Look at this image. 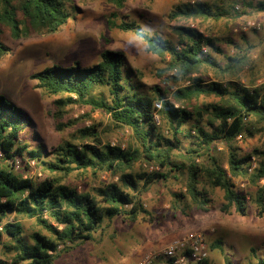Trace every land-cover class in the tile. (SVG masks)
I'll list each match as a JSON object with an SVG mask.
<instances>
[{
    "label": "trees",
    "instance_id": "obj_1",
    "mask_svg": "<svg viewBox=\"0 0 264 264\" xmlns=\"http://www.w3.org/2000/svg\"><path fill=\"white\" fill-rule=\"evenodd\" d=\"M109 1L116 9H122L126 0ZM71 2L0 0V57L11 51L4 41L6 32L12 40L57 32L68 21L69 10L75 9ZM256 7L263 10L264 3L259 1ZM220 15L224 12L218 7L214 10L208 2L182 3L169 13L171 20L185 22ZM106 24L133 33L144 41L148 52L168 57L167 68L178 74L173 77L174 82L179 77L189 83L176 88L170 98L158 86L152 93L139 92L125 75V54L111 49H103L91 66L52 64L29 75L36 88L59 96L54 100L53 113L57 130L78 121H63L64 107L78 103L108 113L115 126L129 128L140 144L123 148L103 142L92 125L77 130V143L65 140L53 149V160L47 164L49 171L91 170L117 176L115 181L93 188V193L78 191L51 177L36 179L25 175L29 168L26 162L22 172L14 170L16 160L23 162L26 146L18 139L28 120L19 106L0 95V154L7 166L0 167V264H53L59 251H69L73 245L91 240L105 218L121 216L136 221L142 213L147 214L142 194L149 185L170 177L183 176L184 191L174 194L179 201L183 198L187 205L208 211L212 202L209 189L218 188L223 200L219 209L224 213L233 210L239 215H245L249 205L233 180L247 181L253 187L250 200L257 214L264 215V141L246 152L236 144L237 137L264 133V82L256 85L255 78L246 84L239 81L238 73L248 64V50L226 55V62L219 64L209 52H202V46H206L223 53L216 38L188 25L175 24L172 30L176 40H171L149 33L134 19L119 17L116 10L107 15ZM202 68H211L219 77L228 76L229 80L204 82ZM97 86L107 88L109 100L93 95ZM201 95H214L219 101L190 110L189 104ZM200 109L207 115L205 125L198 123L202 117ZM156 112L169 124L170 137L164 140L159 136ZM194 119L197 124L193 125V133L187 134L194 139L180 149L176 134L183 123ZM217 141L225 145L227 167ZM28 153L35 161L40 160L41 150ZM136 163H146L154 169L135 172ZM202 179L204 184L200 185ZM10 214L34 218L44 232L24 236L19 223L7 220ZM223 264L233 263L225 260ZM249 264H264V258Z\"/></svg>",
    "mask_w": 264,
    "mask_h": 264
},
{
    "label": "rangeland",
    "instance_id": "obj_2",
    "mask_svg": "<svg viewBox=\"0 0 264 264\" xmlns=\"http://www.w3.org/2000/svg\"><path fill=\"white\" fill-rule=\"evenodd\" d=\"M259 1L195 0L208 2L214 10L220 8L224 15L185 22L182 19L171 20L169 13L174 6L190 0H126L122 9H116L109 0H72L71 5L75 9L69 10L68 21L57 32L19 40L10 39L6 32L4 41L11 51L0 57V95L19 106L28 120L18 139L20 144L26 146L23 162L16 160L14 170L22 172V165L26 162L29 168L23 173L25 175L36 179L51 177L78 191L93 193V188L104 182L115 181L117 176L109 172L93 173L91 170H73L69 173L49 171L47 164L53 160V149L65 140L77 143V130L92 125L100 133L103 142L123 148L140 146L132 131L127 127L115 126L108 113L100 109L92 110L90 106L78 103L64 107L63 119L64 122L69 119L78 121L73 126L57 130L53 113L54 100L59 96L49 95L36 88L35 81L29 77L34 71L52 64L68 66L77 63L82 67L91 66L98 61L103 49H111L125 54V75L139 92L152 93L153 88L158 86L170 98V93L176 88L189 83L179 77L174 82L173 77L178 74L167 68L168 57L162 58L148 52L144 41L133 33L109 28L106 18L111 11H118L119 17L136 20L149 33H158L171 40H176L172 30L175 24H185L207 36H213L223 53L214 50L207 52L219 64L226 62V55L233 56L239 51L248 50V64L238 73L239 81L246 84L255 78L256 85H259L264 82V9L256 7ZM235 5H239V10L235 9ZM250 21L261 22V28H247ZM201 76L204 82L224 83L229 80L228 76L219 77L211 68H202ZM93 95H103L108 100L110 96L104 86H97ZM218 101L217 96L201 95L192 100L189 108H203ZM201 112L202 117L198 123L204 124L207 115L202 110ZM155 121L159 136L163 140L170 137L167 119L156 112ZM195 124V119L182 124L180 133L176 134L180 149L191 144L194 137L187 134L193 133ZM206 128L210 130L209 127ZM263 141L264 133H256L249 138L237 137L236 144L242 152H246L260 146ZM216 146L224 167H227L225 145L217 141ZM32 149L41 150L40 160L35 161L30 156L28 152ZM0 167H7L1 154ZM152 169L154 168L146 163H136L134 166L135 172H150ZM201 181L200 185H203V179ZM233 181L236 189L245 194L248 200L249 207L245 215H239L233 210L230 213L222 212L219 209L223 202L222 191L218 188L209 189L212 202L208 211H200L187 205L183 198L179 201L174 194L184 191L183 176L170 177L149 185L142 194L147 214L142 213L136 221H128L121 216L105 218L92 233L91 240L73 245L69 251H59L53 264H87L89 254L94 259L108 254L116 259V264H135L140 258L137 251L142 250L147 242L154 250L164 246L172 238L193 231L203 233L206 238L209 246L206 264H223L225 260L233 264L255 263L258 258H264V215L257 214L250 200L249 193L253 187L242 179ZM7 220L19 223L26 237L34 231L44 232L34 218L10 214Z\"/></svg>",
    "mask_w": 264,
    "mask_h": 264
},
{
    "label": "built area",
    "instance_id": "obj_3",
    "mask_svg": "<svg viewBox=\"0 0 264 264\" xmlns=\"http://www.w3.org/2000/svg\"><path fill=\"white\" fill-rule=\"evenodd\" d=\"M264 3V0H260ZM191 4L195 0H190ZM239 10V5H235ZM261 22L250 21L247 28L259 30ZM208 48L202 46V52ZM209 258V246L203 233L199 231L187 232L172 238L164 246L145 253L135 264H206Z\"/></svg>",
    "mask_w": 264,
    "mask_h": 264
},
{
    "label": "crops",
    "instance_id": "obj_4",
    "mask_svg": "<svg viewBox=\"0 0 264 264\" xmlns=\"http://www.w3.org/2000/svg\"><path fill=\"white\" fill-rule=\"evenodd\" d=\"M151 248H152V246H151V244H150L149 242H147L146 244H144V245L142 246V250L137 251V252L140 253V258H141L145 253H147V252L153 250V249H151ZM105 256H106V257H103V258H95V259H94V258H92V257H94V256L89 254V257L86 259L87 264H116V259L114 260V258H113L111 255L106 254ZM140 258H139V259H140ZM139 259H138V260H139ZM84 262H85V260H84Z\"/></svg>",
    "mask_w": 264,
    "mask_h": 264
}]
</instances>
